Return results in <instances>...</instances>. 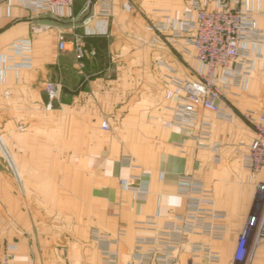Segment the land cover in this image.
<instances>
[{
  "label": "crops",
  "instance_id": "obj_1",
  "mask_svg": "<svg viewBox=\"0 0 264 264\" xmlns=\"http://www.w3.org/2000/svg\"><path fill=\"white\" fill-rule=\"evenodd\" d=\"M189 1L77 0L56 13H30L16 0H0V136L9 171L19 176L0 180V261L143 264L133 258L137 239L154 238L185 212L177 187L186 176L211 192L226 228L223 240L189 241L207 244L218 264H264V235L257 241L256 230L247 260H234L249 219L259 214L264 227V168L250 174L242 167L255 139L243 115L264 116V19L256 20L262 45H246L249 76L237 84L229 71H217L219 106L229 119L197 108L198 121L210 124L209 142L221 144L216 162L172 124L178 91L169 78L196 81L204 71L187 34L172 38ZM243 7L263 10L264 0H243ZM48 81L62 86L50 111ZM129 178L142 193L121 187L119 179ZM176 261L209 264L191 246Z\"/></svg>",
  "mask_w": 264,
  "mask_h": 264
},
{
  "label": "built area",
  "instance_id": "obj_2",
  "mask_svg": "<svg viewBox=\"0 0 264 264\" xmlns=\"http://www.w3.org/2000/svg\"><path fill=\"white\" fill-rule=\"evenodd\" d=\"M77 0H16L17 4L30 13L44 12L56 13L67 8ZM108 6L109 0H101ZM124 9L130 11L129 2L124 4ZM257 18L264 19V9L252 11L243 7V0H190L189 8L184 13L180 26L172 34V38H181L183 34L185 43L195 50V60L204 67V71L196 81L169 78V84L175 86L178 91L176 117L173 126L186 129L190 133L198 149L208 150L214 154V160H220L219 142H209L210 124L206 120L197 118V108L201 107L222 120L229 117L219 106L222 94L217 84V71H229L232 82L239 84L245 76H249L253 64L249 58L246 45H262L263 36L257 28ZM171 20L165 17V22ZM156 27L162 30L166 23ZM59 50L64 51L65 41L62 35L58 37ZM75 58L80 60L84 56L83 44L80 38L75 39ZM59 82L48 81L44 84L43 93L46 96V110H52L61 93ZM243 118L253 126L255 139L250 144L247 153L242 155V167L250 174H258L264 168V116L256 121L250 114H244ZM103 129L107 130L106 124ZM4 157L9 159L3 149ZM8 162V161H7ZM10 162V161H9ZM8 162V163H9ZM133 178L119 179V184L125 190H135L138 194L141 190L135 188ZM264 190V186H260ZM178 192L187 199L185 212L176 216L170 227L161 229L154 238H138L137 247L133 258L138 263L149 264V259L142 252L146 247V253L157 264H176L177 256L183 252L185 246H191L195 256L202 255L209 264H218L219 258L207 244L190 242L189 236H198L208 241L223 240L226 236V228L219 223L224 214L215 207L212 194L204 185L192 177L183 176L178 183ZM256 230V240L264 235L263 220L259 214L253 215L244 229L239 240L234 260L244 263L250 253L247 246L249 238ZM107 237L109 236H105ZM109 257L108 259L112 258ZM0 264H11L9 258H4Z\"/></svg>",
  "mask_w": 264,
  "mask_h": 264
},
{
  "label": "rangeland",
  "instance_id": "obj_3",
  "mask_svg": "<svg viewBox=\"0 0 264 264\" xmlns=\"http://www.w3.org/2000/svg\"><path fill=\"white\" fill-rule=\"evenodd\" d=\"M46 111H48V110H46ZM3 141L4 140L0 136V180H4V179H7V178H10L9 177L10 174H11L10 176H12V178H15V179L19 180V176H18V172L17 171H15V170L9 171V163H8L9 159L4 157V154L2 153L3 149H4ZM5 169H7V170H5ZM8 246H10V245H8Z\"/></svg>",
  "mask_w": 264,
  "mask_h": 264
}]
</instances>
